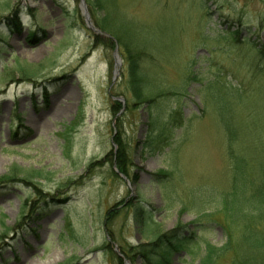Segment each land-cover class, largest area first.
I'll use <instances>...</instances> for the list:
<instances>
[{
	"label": "rangeland",
	"instance_id": "rangeland-1",
	"mask_svg": "<svg viewBox=\"0 0 264 264\" xmlns=\"http://www.w3.org/2000/svg\"><path fill=\"white\" fill-rule=\"evenodd\" d=\"M82 1L0 0V264H143L140 245L179 225L199 244L173 264H200L205 241L220 249L214 264H234L243 224L200 198L231 188L223 118L247 160L233 172L262 185L264 0H84L86 12ZM138 53L158 107L131 88ZM175 110L182 124L166 117L167 146L148 152L149 119ZM116 136L125 173L109 159Z\"/></svg>",
	"mask_w": 264,
	"mask_h": 264
},
{
	"label": "trees",
	"instance_id": "trees-1",
	"mask_svg": "<svg viewBox=\"0 0 264 264\" xmlns=\"http://www.w3.org/2000/svg\"><path fill=\"white\" fill-rule=\"evenodd\" d=\"M102 1H98V3H96L95 5L92 2L91 4L95 8H103L105 5ZM18 17V15H15L16 19L13 20V24L17 28L20 27L21 24ZM104 27L106 28L105 23L100 24V28L104 29ZM141 55L142 53H138L135 56L129 58L130 84L140 104H146L147 108H151L157 102V98L161 97L163 93H161L160 91L156 92L155 94H151L153 86H151L152 84L149 85V80L146 79L145 74L142 71L141 64L139 62ZM225 89L229 93L231 92L227 88ZM216 102L218 103V105L222 103L219 110L220 112L223 111L222 113H226V105L229 108L227 113L230 114V117L231 115H233L231 114L232 108L229 105L227 93H224L221 101L216 100ZM157 104L158 102L156 103L155 107L159 106ZM170 113L168 114V116L167 114H160V117H152L149 119L150 138L146 146L148 152H161L164 147L167 146L165 139H167L166 137L169 135L170 129L165 125L166 117H170L169 121L175 125L182 124L184 117L180 110L171 111ZM222 122L229 138V157L232 162L231 188L228 191L220 192L207 190L201 193V195H203L205 198H194H200V200L203 201H217V206H220V208L224 209L232 224H243L245 231L241 240L243 243L240 244L244 246L243 248L245 249V252L243 257L239 259L236 258L233 263L258 264V260H256V257H254L252 253L257 252L260 249L259 246H264V228L259 227L261 222L264 223V177L261 181L262 185L259 186L256 190L255 182L257 179L252 178L251 174L249 175L247 173L244 175L243 172H233L234 168L235 170H238L240 167H244L247 160L242 155L238 154L233 146V142L237 137V130H235L229 123H227V118H223ZM115 140L119 145V150L118 153L113 155L111 154V158L109 157V159H114V161L117 163L118 169L125 173L126 170H128L130 161V157L127 153L128 148L126 142L121 137L116 136ZM168 173V171H165L164 173L159 174L166 175ZM13 178L15 177L8 175L2 180H12ZM140 212V214H142V219L141 221H139L140 224L143 223V225H149L154 221L153 212L151 210L141 208ZM198 226L200 228L208 229L206 223H200ZM185 229L186 225H179L172 230L160 233L155 240L150 241L147 244L140 245L141 251L139 252V254L142 258L143 264H173V260L176 255H194L196 252L194 248L199 244V241L195 242L197 238L195 240H192L190 236H186L184 234ZM230 229L228 228L227 231L231 233ZM206 242L207 241H205L207 252L205 256L200 260V264H214L215 258L218 255V250L220 249L213 246L210 242ZM229 243L230 241H228L227 247ZM261 253V255L264 254L262 251ZM261 255L259 254L257 256H259V258H262L260 257Z\"/></svg>",
	"mask_w": 264,
	"mask_h": 264
},
{
	"label": "water",
	"instance_id": "water-1",
	"mask_svg": "<svg viewBox=\"0 0 264 264\" xmlns=\"http://www.w3.org/2000/svg\"><path fill=\"white\" fill-rule=\"evenodd\" d=\"M82 5H83V9H84V11L86 12L87 10H86V4H85L84 0L82 1ZM86 16H87V20H88V24H89V26H90L91 28H93V29H96V28L94 27V25H92V24L90 23L89 15H88L87 13H86ZM115 61H116L115 74H117V73H118V72H117V66H120V65H121V58H120L119 55H118L117 49H116V51H115Z\"/></svg>",
	"mask_w": 264,
	"mask_h": 264
}]
</instances>
